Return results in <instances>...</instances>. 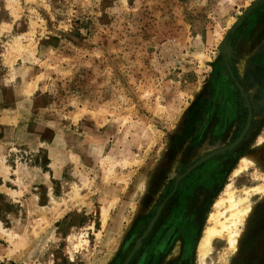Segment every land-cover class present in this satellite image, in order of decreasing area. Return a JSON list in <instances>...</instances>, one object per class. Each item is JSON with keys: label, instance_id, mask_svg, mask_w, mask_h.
Returning a JSON list of instances; mask_svg holds the SVG:
<instances>
[{"label": "rangeland", "instance_id": "obj_1", "mask_svg": "<svg viewBox=\"0 0 264 264\" xmlns=\"http://www.w3.org/2000/svg\"><path fill=\"white\" fill-rule=\"evenodd\" d=\"M257 1L0 0V264H125L163 201L127 264H264V1L230 39L245 99L221 55ZM226 190L252 211L200 263Z\"/></svg>", "mask_w": 264, "mask_h": 264}, {"label": "bare ground", "instance_id": "obj_2", "mask_svg": "<svg viewBox=\"0 0 264 264\" xmlns=\"http://www.w3.org/2000/svg\"><path fill=\"white\" fill-rule=\"evenodd\" d=\"M256 162V157L244 156L241 159V166L239 170H246L249 163L254 164ZM237 172L238 171H236V173ZM259 189L261 190L257 191H260V193L262 194V198H264V188ZM246 201V198H239L236 200L230 190H226L224 192V197L215 202V211L209 216L210 225H208V227L205 229L204 235L198 247V254H200V263H203V259L205 258L209 250L210 243L215 237L220 238L225 236L229 247L231 249L236 247L238 242L237 239L240 233L239 226H242L244 224L246 215H248L252 211L251 205L247 204ZM244 203H246V205L242 206V204ZM221 209H224V211H221ZM226 212H228L227 214L229 216H225Z\"/></svg>", "mask_w": 264, "mask_h": 264}, {"label": "water", "instance_id": "obj_3", "mask_svg": "<svg viewBox=\"0 0 264 264\" xmlns=\"http://www.w3.org/2000/svg\"><path fill=\"white\" fill-rule=\"evenodd\" d=\"M264 0H258L257 2H255L254 4H252L244 13L242 16L239 17V19L235 22V24L230 28V30L228 31V34L226 36V39L223 43V47H222V51H221V55L223 58V63L224 66L230 76V78L232 79L233 83L235 84L236 88L239 90V92L241 93L242 97L245 99V95L243 93L242 87L240 86V84L236 81V79L234 78V76L232 75L231 69L229 67V63H228V55H229V47H230V39L231 36L235 33L236 29L243 23V21L245 20V18L252 12L253 9H255L261 2H263ZM246 107L248 108V116H247V121L245 124V127L242 131V133L239 135V137L230 145L225 146L223 148L214 150L204 156H202L200 159H198L197 161H195L191 166H189L187 169H185V171L183 173H181L180 175L176 176V179L174 180V186L176 187V185L179 183V181L185 177L186 175H188L192 170H194L195 168L199 167L200 165H202L203 163H205L206 161L212 159L213 157L216 156H220L222 154H225L228 151H232L237 145L240 144V142L243 140L244 135L246 134V132L248 131L249 127H250V120H251V111H250V107L249 105L246 103L245 104ZM163 207V203L160 204L156 210L155 216L152 218V220L150 221L146 231L143 233L142 237L140 240L137 241L134 249L132 250V252L130 253V255L128 256L125 264L128 263V261L131 259V257L133 256V254L139 249V247L141 246L142 240L147 236V234L150 232V230L152 229L155 221L157 220L161 209Z\"/></svg>", "mask_w": 264, "mask_h": 264}, {"label": "trees", "instance_id": "obj_4", "mask_svg": "<svg viewBox=\"0 0 264 264\" xmlns=\"http://www.w3.org/2000/svg\"><path fill=\"white\" fill-rule=\"evenodd\" d=\"M0 183H1V181H0ZM5 199V197L3 196V195H1L0 194V200H4ZM4 207H5V211H6V213H10V212H13L14 211V207L12 206V205H10L9 203H5V204H2ZM0 218H2L1 216H0Z\"/></svg>", "mask_w": 264, "mask_h": 264}, {"label": "crops", "instance_id": "obj_5", "mask_svg": "<svg viewBox=\"0 0 264 264\" xmlns=\"http://www.w3.org/2000/svg\"><path fill=\"white\" fill-rule=\"evenodd\" d=\"M215 238H217V237H215ZM215 238H213V239H215ZM213 239H212V241H213ZM212 241H211V242H212ZM199 244H200V243H199ZM210 245H211V243H210ZM209 249H210V247H209ZM208 252H209V250H208ZM208 252H207V253H208ZM206 255H207V254H206Z\"/></svg>", "mask_w": 264, "mask_h": 264}, {"label": "flooded vegetation", "instance_id": "obj_6", "mask_svg": "<svg viewBox=\"0 0 264 264\" xmlns=\"http://www.w3.org/2000/svg\"><path fill=\"white\" fill-rule=\"evenodd\" d=\"M231 72H232V71H231ZM232 75H233V73H232ZM162 203H164V201H163ZM162 203H161V204H162Z\"/></svg>", "mask_w": 264, "mask_h": 264}]
</instances>
